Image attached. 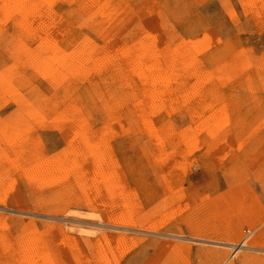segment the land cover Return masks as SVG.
I'll list each match as a JSON object with an SVG mask.
<instances>
[{"label": "rangeland", "instance_id": "1", "mask_svg": "<svg viewBox=\"0 0 264 264\" xmlns=\"http://www.w3.org/2000/svg\"><path fill=\"white\" fill-rule=\"evenodd\" d=\"M0 264H264V0H0Z\"/></svg>", "mask_w": 264, "mask_h": 264}, {"label": "bare ground", "instance_id": "2", "mask_svg": "<svg viewBox=\"0 0 264 264\" xmlns=\"http://www.w3.org/2000/svg\"><path fill=\"white\" fill-rule=\"evenodd\" d=\"M85 61V60H84ZM100 161V160H99ZM115 209V208H114ZM31 255V254H30Z\"/></svg>", "mask_w": 264, "mask_h": 264}]
</instances>
